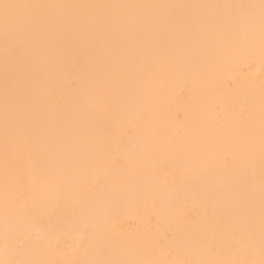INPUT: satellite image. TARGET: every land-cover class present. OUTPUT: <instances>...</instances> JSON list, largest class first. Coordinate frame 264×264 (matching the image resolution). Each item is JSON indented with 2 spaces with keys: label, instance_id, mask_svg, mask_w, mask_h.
Masks as SVG:
<instances>
[{
  "label": "snow or ice",
  "instance_id": "6c2138e0",
  "mask_svg": "<svg viewBox=\"0 0 264 264\" xmlns=\"http://www.w3.org/2000/svg\"><path fill=\"white\" fill-rule=\"evenodd\" d=\"M0 264H264V0H0Z\"/></svg>",
  "mask_w": 264,
  "mask_h": 264
}]
</instances>
